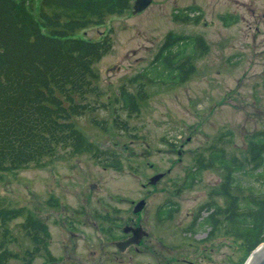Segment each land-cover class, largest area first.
I'll return each mask as SVG.
<instances>
[{
  "label": "rangeland",
  "instance_id": "obj_1",
  "mask_svg": "<svg viewBox=\"0 0 264 264\" xmlns=\"http://www.w3.org/2000/svg\"><path fill=\"white\" fill-rule=\"evenodd\" d=\"M31 1L34 7L40 4V0ZM189 8L196 9L191 18L175 17ZM228 14L238 20L226 24L223 16ZM106 21L78 31L79 36L92 40L109 32L114 46L95 64L102 93L90 98L97 109L74 121L90 141L114 151L124 168H109L92 153L76 154L61 147L58 156L48 158L43 165L32 163L1 174L0 199L9 208H23L48 222L50 251L58 264L96 261L101 254L87 216L84 233L78 229L77 236L67 230L65 216L72 218L75 210L83 214V207L90 214L96 207L104 211L105 206L115 205L127 211L132 208L131 200L140 198L147 200L143 213L147 218L170 200L180 207L160 226L152 219L147 223L156 248L162 249L161 260L151 251L143 252L135 256V264H237L243 251L235 229L225 224L223 215L222 226L213 236L208 233L210 226L193 235L185 232L203 204L215 201L225 205L226 198L211 195L223 182L225 171L207 169L191 189L177 188L198 155L225 148L229 158L237 157L250 172L238 174L243 189L235 188L233 194L241 200L251 194L249 188L264 192V165L254 169L248 156L249 138L264 129V0H153L138 14L130 9ZM173 31L206 40L207 52L197 50L195 73L181 84L148 85V98L141 103V111L129 116L127 110L119 109L128 126L114 125L119 106L114 101L116 91L122 84L134 89L128 85L130 79L149 65L166 34ZM102 102L111 105L105 108ZM93 119L102 121L101 125ZM158 172L166 175L156 185H149V177ZM25 219L23 215L9 222L11 238L16 239L10 246L19 255L34 246L21 226ZM89 234L94 235V242L84 240ZM155 236L162 237L160 243ZM47 258L41 255L33 264H45ZM21 263L20 259L9 262Z\"/></svg>",
  "mask_w": 264,
  "mask_h": 264
},
{
  "label": "trees",
  "instance_id": "obj_2",
  "mask_svg": "<svg viewBox=\"0 0 264 264\" xmlns=\"http://www.w3.org/2000/svg\"><path fill=\"white\" fill-rule=\"evenodd\" d=\"M132 1L40 0L39 6L34 7L31 0H0V178L4 172H15L32 163L43 165L48 158L57 157L61 147L76 154L92 153L106 167L124 168L114 151L90 141L74 121L75 117L97 109L90 98L102 93L95 64L114 46L109 32L92 40L79 36L78 31L104 25L109 16L128 12ZM194 11L195 8H189L175 17L187 20ZM223 19L226 24L238 20L229 14ZM163 40L149 65L130 79L128 85H134V89L122 84L120 92L115 93L114 101L119 106H114V125L128 126L119 109L127 110L129 116L141 111V103L148 98V85L186 82L196 71L197 50H208L200 35L173 31ZM110 105L102 102L101 106ZM93 120L101 125L102 121ZM248 146L254 169L264 165V129L252 134ZM238 161L237 157L229 158L225 148H212L207 156L201 153L177 191L191 189L207 169L225 171L223 182L211 192L226 198L225 205L215 201L203 204L188 230L197 232L210 226L209 234L213 236L224 219L235 229L243 251L237 264H243L264 241V192L249 188L251 194L241 200L233 194L235 188L243 189L238 174L250 173ZM179 207L170 201L161 207L160 216L171 218ZM204 210L208 215L202 214ZM23 215L26 219L21 226L34 247L19 255L10 246L16 239L11 238L9 222ZM50 239L46 221L27 214L23 208H9L0 199V264H9L12 259L33 264L41 255L51 256Z\"/></svg>",
  "mask_w": 264,
  "mask_h": 264
},
{
  "label": "flooded vegetation",
  "instance_id": "obj_3",
  "mask_svg": "<svg viewBox=\"0 0 264 264\" xmlns=\"http://www.w3.org/2000/svg\"><path fill=\"white\" fill-rule=\"evenodd\" d=\"M142 199L145 200L144 205L147 206V200L145 198H140L131 200L132 208L127 211L122 210L121 206L115 205V207L105 206L106 208L104 211L96 207V209L94 208V212L90 214L87 213V209L83 207L84 209L82 211H85L83 214L77 213L75 210L74 213L76 214L73 215L72 218L65 216L66 228L67 226L69 227L67 230L72 236H77L78 229H81L84 233L83 228L84 226L86 227V220L84 217L87 216L89 227L94 229H92V232L96 234L95 236L100 243L101 254L98 260L95 261L93 259V261H90L89 259V261H86L80 259V264H135V260L139 257V254L143 252L149 253L150 251L155 259L161 260L162 249L156 248L157 246L152 238V229L151 227H147V223L152 219L156 225L160 226L163 222L160 216L162 209L159 205V208L155 210L152 217L149 215L150 217L147 218V216L145 217L143 214L146 211V207L141 210H136L137 203ZM93 234L85 236L84 240L87 242H94ZM161 239L155 236L156 242L160 243ZM77 245L76 243L75 248H77ZM93 245H95V243H92V246ZM135 256L137 257L135 258ZM52 258L53 261L50 264H58V259L55 255H52Z\"/></svg>",
  "mask_w": 264,
  "mask_h": 264
},
{
  "label": "water",
  "instance_id": "obj_4",
  "mask_svg": "<svg viewBox=\"0 0 264 264\" xmlns=\"http://www.w3.org/2000/svg\"><path fill=\"white\" fill-rule=\"evenodd\" d=\"M153 0H136L132 6L133 12L138 14L141 11L147 9V7L152 3ZM164 176V173H158L157 175L153 176L150 180L151 183H155ZM144 201L138 204V209L143 207ZM249 257L248 261L245 264H264V242L256 248Z\"/></svg>",
  "mask_w": 264,
  "mask_h": 264
}]
</instances>
